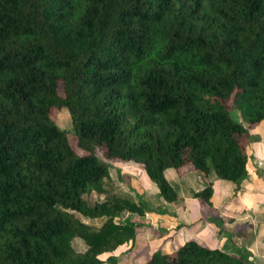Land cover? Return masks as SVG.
Here are the masks:
<instances>
[{
  "label": "trees",
  "instance_id": "16d2710c",
  "mask_svg": "<svg viewBox=\"0 0 264 264\" xmlns=\"http://www.w3.org/2000/svg\"><path fill=\"white\" fill-rule=\"evenodd\" d=\"M61 109L83 153L55 125ZM263 121L264 0H0V264H104L135 239L120 216L146 204L107 192L97 148L173 202L165 170L189 164L237 191ZM92 191L104 199L88 204ZM143 264L255 263L188 239Z\"/></svg>",
  "mask_w": 264,
  "mask_h": 264
},
{
  "label": "rangeland",
  "instance_id": "374dc122",
  "mask_svg": "<svg viewBox=\"0 0 264 264\" xmlns=\"http://www.w3.org/2000/svg\"><path fill=\"white\" fill-rule=\"evenodd\" d=\"M61 91L60 87L59 92ZM231 109L233 117L241 118L233 104H231ZM53 119L58 128L68 132L72 147L78 153H83L76 146L74 125L68 111L66 109L55 110ZM249 131L250 138L247 141L248 175L243 179L237 191H234V183L218 178L213 171L204 175L189 164L180 170L169 168L165 171L166 178L171 181L179 195V198L173 202H167L161 198L157 185L149 179L141 164L106 157L102 150L97 148L95 155L98 161L106 162L109 165V178L104 183L107 192L124 193L130 198L141 200L146 204L143 215L125 214L121 216L122 220L132 221L136 224L135 240L121 246L115 252L101 254L100 257L105 261L104 264H112L108 259L109 255L116 257L115 264H143L153 253L173 252L192 236L201 237L200 239L205 240L207 247L220 248V238H213L214 233L218 235V231H223V235L229 237L230 240L245 237L244 243L250 246L249 250H253V246L258 244L259 250H253L254 252L258 251L252 257L253 262L264 264V259L259 255L264 254V121L259 125L249 127ZM134 167H140V171L135 170ZM130 168L134 169V175L131 174V178L137 177L134 185H131V178L129 180L126 178L132 172ZM207 185H211L213 190L218 192V195L214 194L212 199L217 201L219 211H223L225 215L214 217L212 225L210 224L213 227L201 231L198 235L196 227L187 228L185 226L184 228L181 223L189 224L193 214L198 211L197 200H193L195 197L191 196L190 191L203 189ZM221 189L223 190L222 194L219 193ZM84 197L88 204L93 205L102 201L105 194L92 191L85 194ZM146 214H150L148 219ZM237 217H241L243 220H240V224L237 222ZM102 220L104 218L95 221V225H101ZM181 230V234H176ZM193 234H197V236ZM230 240L226 241L230 242ZM73 245L77 251L85 249V244L80 238H75Z\"/></svg>",
  "mask_w": 264,
  "mask_h": 264
},
{
  "label": "crops",
  "instance_id": "0c3cea01",
  "mask_svg": "<svg viewBox=\"0 0 264 264\" xmlns=\"http://www.w3.org/2000/svg\"><path fill=\"white\" fill-rule=\"evenodd\" d=\"M134 169L140 171V167H134ZM134 169L130 168V171H132V172H130L128 177H126L128 180H129V178H131V176H132L131 174L134 173ZM136 178H137L136 176H135L134 179L131 178V180H130V181H132L131 185L136 184V181H135ZM170 183H171V181H170ZM195 191H198V190H195ZM195 191H190L191 196H193V192H195ZM217 193L218 192H215V190H213V196H214V194L218 195ZM219 193L222 194L223 190L221 189V191ZM213 196H212V198H213ZM212 198H211L212 206H208L206 203H204L202 200H200L198 198H193V200H195V199L197 200L198 211L193 214V218H192V220H191V222L189 224L181 223L184 226V228H185V226H187V228L191 227V226H193L194 228L196 227L198 229V230H196V232H197L198 235H200L199 233L201 231H204L206 229H211V227H213V226H211L212 225L211 222H212V220H214L213 219L214 217H223V215H225V213L223 211H219V208L217 207V201L216 200L214 201ZM125 214H129V213L128 212H124V213L121 214V216H123ZM129 215H131V214H129ZM121 216H120V219L122 220ZM146 217L148 219L150 217V214H146ZM237 219H238L237 222H239L238 224H240L241 221H243L241 219V217H237ZM218 232H219L218 235H217V233H214L213 238L214 237H219L220 238L219 241L221 243V246H220L221 249H224V250H226V251H228V252H230L232 254H235V255H239V254L246 255V256L250 257L253 260L252 257L258 252V251L254 252L253 250L254 249L255 250H259L258 244H256L255 247L253 246V250H249L250 246L246 245L244 243L245 237L242 236L241 239L237 238V240H235V239L232 238L233 240H230L229 237L227 238V237H225L223 235V233H222L223 231H218ZM175 233H176V231H175ZM181 233H182V230L180 232L176 233V234H181ZM189 233H188V236H189ZM197 234L196 235L193 234V235L197 236ZM197 237L198 238L192 236V237H189V239H195L199 243H201V244H203L205 246L207 245L205 243V240L203 241V240L200 239L201 237L200 238H199V236H197ZM226 240H230V242H228ZM132 242H129V243H132ZM259 255H260V258L264 259V254H259Z\"/></svg>",
  "mask_w": 264,
  "mask_h": 264
}]
</instances>
